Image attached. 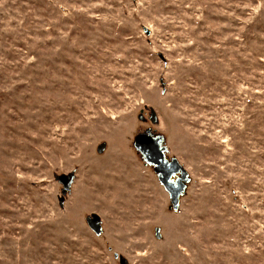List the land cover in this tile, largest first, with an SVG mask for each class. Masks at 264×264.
Listing matches in <instances>:
<instances>
[{"label": "rangeland", "instance_id": "374dc122", "mask_svg": "<svg viewBox=\"0 0 264 264\" xmlns=\"http://www.w3.org/2000/svg\"><path fill=\"white\" fill-rule=\"evenodd\" d=\"M0 264H264V0H0Z\"/></svg>", "mask_w": 264, "mask_h": 264}, {"label": "water", "instance_id": "95a60500", "mask_svg": "<svg viewBox=\"0 0 264 264\" xmlns=\"http://www.w3.org/2000/svg\"><path fill=\"white\" fill-rule=\"evenodd\" d=\"M164 138L162 136L154 137L151 132L138 136L135 139L134 147L141 154L147 165L154 167V172L163 185L164 189L169 193L173 209L178 210L180 206V197L186 191V185L189 182V174L186 173L178 160L172 161L166 159L167 148L163 145ZM74 175H61L58 178L63 186V197L60 199V205L63 206L65 196L70 192L74 181ZM178 179V180H176ZM88 225L97 234L101 236L103 233L102 221L98 216L89 217Z\"/></svg>", "mask_w": 264, "mask_h": 264}, {"label": "flooded vegetation", "instance_id": "af4514ba", "mask_svg": "<svg viewBox=\"0 0 264 264\" xmlns=\"http://www.w3.org/2000/svg\"><path fill=\"white\" fill-rule=\"evenodd\" d=\"M176 180H178V179H176Z\"/></svg>", "mask_w": 264, "mask_h": 264}]
</instances>
